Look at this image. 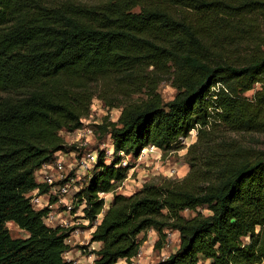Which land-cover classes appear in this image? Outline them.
<instances>
[{"label": "trees", "instance_id": "trees-1", "mask_svg": "<svg viewBox=\"0 0 264 264\" xmlns=\"http://www.w3.org/2000/svg\"><path fill=\"white\" fill-rule=\"evenodd\" d=\"M220 17L235 23L229 29ZM251 17L264 22V0H0V264H71L63 255L75 228L47 226L49 209L36 210L27 195L48 194L52 186L35 173L66 153L60 132L81 128L93 99L121 112L116 122L94 126L113 154L107 160L98 150L73 197V212L83 204L80 219L93 228L90 243L100 245L92 264H132L139 235L149 230L157 251L166 231L179 237L177 249L152 264L264 263V150L237 160L206 136L216 122L264 132V52L238 65L212 60L223 36ZM162 80L176 91L167 102L157 92ZM256 84L262 88L244 97ZM113 91L121 102L108 101ZM139 93L146 98L130 101ZM192 129L190 148L206 152L200 162L188 160L183 180L115 191L129 171L120 152L137 158L147 145L173 150ZM99 193L112 194L106 209ZM197 209L209 214L181 215ZM6 223L26 236L12 238Z\"/></svg>", "mask_w": 264, "mask_h": 264}, {"label": "rangeland", "instance_id": "rangeland-1", "mask_svg": "<svg viewBox=\"0 0 264 264\" xmlns=\"http://www.w3.org/2000/svg\"><path fill=\"white\" fill-rule=\"evenodd\" d=\"M75 1L84 4H93L100 0ZM135 11H137V9ZM219 19H224V21L220 22L228 21V18L224 17H220ZM234 23L235 21H228V24L230 25L227 28L230 29L231 24ZM248 23H253V27H248ZM242 25L244 28L240 27V29H234L232 27V33L230 32L227 36H223L220 40L221 50L219 53L212 55V60H216L219 63L238 65L244 61V58L254 53L264 52V22L260 18L251 17L250 21H246L245 24ZM261 88V84L254 85V88L245 93L244 97L250 99L253 93ZM157 92L162 100L167 102L173 98L176 91L172 88L170 81L162 80L158 84ZM108 94L110 95L111 92H108ZM145 98L146 96L144 93L136 95L132 94L129 97L130 101L133 102H140ZM121 100V94H115L114 91L112 92V95L108 96L109 102L118 103L121 102ZM89 112V116L84 119V122L89 120V124H92L94 121H99V119L102 120L103 118H107L110 122H116L120 115L121 108H108L104 102L98 99H93L91 101ZM210 130L211 131L206 136L211 138L210 141L213 142V147L226 151L233 159L240 160L243 157L255 155L264 150V132H233L218 122H216ZM60 135L64 144L67 146V150L65 151L66 153L63 152L57 154L55 159H61L64 168L63 173L61 172V174L64 179L55 183H67L72 190L74 188L79 190L87 181V175L94 166L93 164L87 173H84V171L79 169L84 155L90 151L99 152L98 150L102 149L106 159L109 160L111 159V154L109 155V151L107 150L111 148L113 154V146L107 135L101 139L96 136L94 142H91L85 148H79V152H68L70 151L69 146L74 145L72 143L73 135L64 131L60 132ZM196 141L197 129H192L186 138L179 139V144L176 145L175 149L169 151L160 150V157H158L157 154H152L142 161L130 159L133 171L127 174V177L123 182L117 184L115 191L123 195H130L139 190L145 183L158 184L164 179L175 181L183 180L190 171L188 160L193 159L196 160V162H200L198 158H201L204 155V152H206V150L200 145L193 149L190 148V146ZM187 152H189V155H186ZM54 161L57 162L56 160H53V162ZM53 173L55 172L49 174ZM35 174V178L37 182H39L41 177L37 175V172ZM55 179L57 178L55 177ZM110 195L111 194L100 196L105 201L104 209H106L110 203L112 196ZM29 196L31 197V204L34 208L37 206L43 208L46 203L49 205V194L36 196L35 192H32ZM51 209L54 213L58 214L64 209V207L59 206L57 208V205H53ZM74 212H76V210ZM197 213H201L205 216L209 214L206 210L197 209L196 212L183 211L181 212V215L184 218H191ZM64 214V217H62L60 221L67 219V221H69L67 227L75 228L70 237L65 241V244L70 246V250L63 255L64 260L70 261L71 264H92L95 256L92 255L91 252L97 250L100 246L98 243H90V234L93 231V228H88L87 222L80 219L81 216H76L75 213L65 212ZM101 218L102 214L97 217V222ZM53 223H55L54 220ZM57 226L60 227V225L57 224L53 227ZM6 228L12 238H23L26 236V233L18 229L12 223H6ZM165 233L167 234V239L165 240L163 249L160 251L153 249L154 243L157 240V235L153 230H149L145 234H140L139 239H143L144 241L138 255L132 259V264H152L161 259H165L169 254L173 253L179 245L178 233L172 231H166ZM168 234L170 235L168 236ZM117 264H122V261Z\"/></svg>", "mask_w": 264, "mask_h": 264}, {"label": "built area", "instance_id": "built-area-1", "mask_svg": "<svg viewBox=\"0 0 264 264\" xmlns=\"http://www.w3.org/2000/svg\"><path fill=\"white\" fill-rule=\"evenodd\" d=\"M89 122H90L89 120L87 122H84L81 128L69 133L73 135L72 143L76 145L78 149L85 148L88 144H90L91 142H94L95 140L94 138L98 136V133H96V128L94 126L100 124L101 119H99V121H94L92 124H89ZM107 151H109L108 152L109 155L110 154L112 155L111 148L108 149ZM160 153H161L160 149L159 148L157 149L156 147L152 145L145 146L144 148L140 149L138 156L135 159L131 155H126L123 152H120V157H121L120 165L122 167H129L128 173H130L131 171H133L132 165L130 164V159L132 160L137 159V161H142L146 159L147 157L151 156L152 154H157L158 157H160L161 156ZM54 160H56L57 162L52 161L51 163L44 165L37 172V175L41 177V180H39L38 183H44V184L51 185L52 188L50 189L48 194L56 198V202L53 205H57V208L59 206H63L64 209L60 213L57 214V213H54L51 209L53 205H48V203H46L45 206L43 205L44 207H47L49 209L48 214L44 218V223L49 227H53L55 224H57V225H60V227L63 226V228H68L67 225L69 221H67V219L60 221V219L64 217L65 215L64 213L65 212L75 213L76 216L79 215L78 213H81V215L79 216H82V209L84 205L82 204L78 206L76 212H72L74 210L73 197H74V194L78 191V189L74 188L72 190V188L69 187L67 183H64V184L55 183L57 181H61L62 179H64L63 175L61 174V172L63 173L64 168L62 166V162L60 158L54 159ZM96 161H97V151H90L89 153H86L84 155L83 159L81 160L79 169L84 171V173H87L91 169L92 165L96 163ZM51 172H55V173L49 174ZM130 175H129V178H130ZM55 177L57 179H55ZM29 195L30 194H28L27 197H29ZM102 195L107 196L109 194L100 193L99 198H101L100 196ZM35 209L38 210L41 208L37 206L35 207ZM53 220L55 221V223H53ZM169 235L170 234H168V236Z\"/></svg>", "mask_w": 264, "mask_h": 264}, {"label": "crops", "instance_id": "crops-1", "mask_svg": "<svg viewBox=\"0 0 264 264\" xmlns=\"http://www.w3.org/2000/svg\"><path fill=\"white\" fill-rule=\"evenodd\" d=\"M111 196V195H110ZM79 215H81V213H78ZM178 236V235H177ZM179 238V237H178ZM176 249H177V247H176ZM175 249V250H176ZM202 264H208V262L206 261V262H203Z\"/></svg>", "mask_w": 264, "mask_h": 264}]
</instances>
